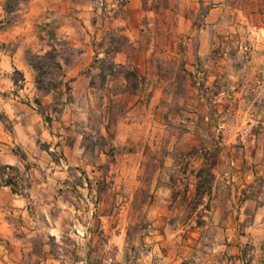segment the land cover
Wrapping results in <instances>:
<instances>
[{
	"label": "rangeland",
	"instance_id": "374dc122",
	"mask_svg": "<svg viewBox=\"0 0 264 264\" xmlns=\"http://www.w3.org/2000/svg\"><path fill=\"white\" fill-rule=\"evenodd\" d=\"M4 7L0 165L24 195L0 186V264H264V0Z\"/></svg>",
	"mask_w": 264,
	"mask_h": 264
},
{
	"label": "trees",
	"instance_id": "16d2710c",
	"mask_svg": "<svg viewBox=\"0 0 264 264\" xmlns=\"http://www.w3.org/2000/svg\"><path fill=\"white\" fill-rule=\"evenodd\" d=\"M13 1V3L11 2ZM22 1L28 0H5L4 10L7 14L14 13V5L20 4ZM55 40V37L52 38ZM69 50H73L68 46ZM122 49L117 48L114 50V53H121ZM106 55H109L110 52H105ZM60 50L55 45H49V50H47L43 54H31L29 59V64L33 68L36 73L35 83L36 87L41 96H49L54 94H60L61 90V81L62 78L65 77L64 63ZM95 61H100L99 56L96 55ZM115 66L123 69L124 72V80L127 84H130L132 78H138V73L135 70H130L126 65H117L114 62H110V67L113 69ZM15 85H17L14 80ZM67 92L71 91V88L68 84H66ZM35 104L38 106V113L41 115L46 121L48 118L45 116L44 112L39 110L43 107L41 97H37L35 99ZM0 119L1 116H0ZM23 174L19 167L13 165H0V186L10 187L15 194L24 195L23 184L24 181L22 179Z\"/></svg>",
	"mask_w": 264,
	"mask_h": 264
},
{
	"label": "crops",
	"instance_id": "0c3cea01",
	"mask_svg": "<svg viewBox=\"0 0 264 264\" xmlns=\"http://www.w3.org/2000/svg\"><path fill=\"white\" fill-rule=\"evenodd\" d=\"M205 35V34H204ZM206 47L207 46H203L202 47V50H205L206 49ZM65 154L67 155V152L65 151ZM9 165H13V166H15L14 164H9ZM264 169V168H263ZM258 173V172H257ZM264 172H261V175L263 174ZM258 176H256L255 178H257ZM260 177V176H259ZM264 177V176H263ZM230 182V181H229ZM6 187V189H11L10 187H7V186H5ZM11 191H12V189H11ZM13 192V191H12ZM14 195H17V194H14Z\"/></svg>",
	"mask_w": 264,
	"mask_h": 264
}]
</instances>
